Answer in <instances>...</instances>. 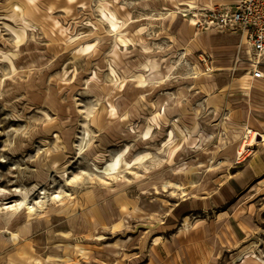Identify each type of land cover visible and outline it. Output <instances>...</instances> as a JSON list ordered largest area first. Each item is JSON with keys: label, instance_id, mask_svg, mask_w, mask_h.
Masks as SVG:
<instances>
[{"label": "rangeland", "instance_id": "1", "mask_svg": "<svg viewBox=\"0 0 264 264\" xmlns=\"http://www.w3.org/2000/svg\"><path fill=\"white\" fill-rule=\"evenodd\" d=\"M171 10L0 0V264H264V77Z\"/></svg>", "mask_w": 264, "mask_h": 264}, {"label": "built area", "instance_id": "2", "mask_svg": "<svg viewBox=\"0 0 264 264\" xmlns=\"http://www.w3.org/2000/svg\"><path fill=\"white\" fill-rule=\"evenodd\" d=\"M209 10L208 27L221 33H238L249 43V51L240 56L247 64V74L253 80L264 77L262 60L264 58V0H234L227 7L214 6Z\"/></svg>", "mask_w": 264, "mask_h": 264}, {"label": "bare ground", "instance_id": "3", "mask_svg": "<svg viewBox=\"0 0 264 264\" xmlns=\"http://www.w3.org/2000/svg\"><path fill=\"white\" fill-rule=\"evenodd\" d=\"M173 4V8L175 10H171L167 13L166 17L169 19H172L175 14L177 13V11L179 12H183L184 16H188L191 15L192 17L197 16L200 12L202 11H209V10H213V4H212V0H170ZM186 18L185 21L189 22L191 25H196L197 21L194 18ZM196 36H200V32H196L195 33ZM206 41H208L207 39H205ZM228 48L230 49L231 53L234 55V59H233V63L232 65H237V64H243V60L240 57V55H246L249 51V43L246 39L243 38L242 43L239 44H230L228 46ZM188 46L185 48V52L184 55L186 57H188L190 60H193L195 66H194V70L195 73H200L201 75L206 74L205 70H202L199 60L188 51ZM213 52L210 53V56H212ZM145 66L148 68L149 70V75H156V74H162V75H167V73H169V71L172 69V65L167 64L165 66H161V63L159 61L156 60H146L144 62ZM208 71H211L212 69L209 67L208 69H206ZM139 80L140 77H139ZM178 96H180V93L178 94ZM175 101V100H174ZM164 99L162 97H158L157 101H156V106L158 108L162 107L164 104ZM248 135L245 136L247 139L246 140H242L241 143L239 144V153H241L244 149H245V144H252L255 141V137L257 136V132H254L253 130H247ZM239 137L238 135H236L235 138ZM187 163L188 162H180L177 165H175L173 167V171L175 172H180L183 171L186 167H187ZM202 164L201 161L198 162V165ZM187 223L185 222L184 226L186 227ZM30 224H24L23 226H21L20 228H18L17 230L12 229V235H14V233H16L17 235H23V234H27L28 233V228H29ZM27 230V231H26Z\"/></svg>", "mask_w": 264, "mask_h": 264}, {"label": "crops", "instance_id": "4", "mask_svg": "<svg viewBox=\"0 0 264 264\" xmlns=\"http://www.w3.org/2000/svg\"><path fill=\"white\" fill-rule=\"evenodd\" d=\"M230 34H238V33H230ZM233 44V43H232ZM249 77H250V75H249ZM251 78V77H250ZM252 79V78H251Z\"/></svg>", "mask_w": 264, "mask_h": 264}]
</instances>
